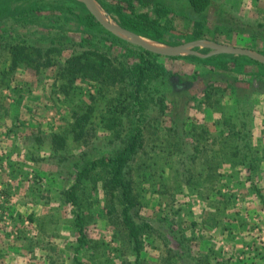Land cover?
I'll return each instance as SVG.
<instances>
[{"label": "rangeland", "instance_id": "rangeland-1", "mask_svg": "<svg viewBox=\"0 0 264 264\" xmlns=\"http://www.w3.org/2000/svg\"><path fill=\"white\" fill-rule=\"evenodd\" d=\"M93 1L109 22L121 25L117 8L129 12L130 0ZM211 1L206 11L196 14L187 0H167L170 13L168 20H160V31L137 33L159 47L203 39L248 47L264 55V0ZM150 2L132 0L139 11L149 13ZM56 4L65 9L55 10ZM19 41L41 43L44 48L57 45L59 52L52 54L48 66L9 69L10 45L5 44ZM133 46L139 47L105 29L80 0H0V264L135 263L137 255L119 222L120 205L107 197L102 174L86 177L80 184L87 243L76 251L79 243L72 206L64 203L60 191L75 179L76 163L107 155L118 144L109 129L99 126L91 131H97L98 139L88 147L72 139L67 133L73 120L71 110L79 107L80 99L90 102L94 88L77 79L78 89L65 93L58 74V64L82 48L97 49L110 58L122 54L133 63L138 61ZM192 49L200 54L209 51L203 46ZM191 56L153 57L157 69L147 87L153 93L161 85L176 106L165 111L153 128L148 127L146 152L141 150L133 163L136 220L150 226L143 235L139 264H264V201L259 196H264L263 68L242 55L215 54L209 57L217 58L207 65L197 64ZM218 59L226 64L223 75L235 77L237 86L249 79L257 84V77L262 78L258 94L232 105L231 92H214L221 101L217 107L190 101L212 75L206 71ZM216 86L211 87L222 88ZM251 88L246 93L254 91ZM111 95L109 90L107 96ZM53 130L68 137L56 151L48 139ZM175 142L181 147L182 163L193 151V143L208 146V154L199 147L195 161L187 162L197 171L207 164L203 155L216 159L210 161L220 174L199 177L204 198L192 192L184 176L176 175L177 163L167 153L168 145ZM240 156L260 161L259 166L249 169L238 162ZM157 157L153 175L146 163ZM182 163L177 170L185 166ZM109 208L114 210L108 213ZM29 215L42 225L28 220Z\"/></svg>", "mask_w": 264, "mask_h": 264}, {"label": "trees", "instance_id": "trees-1", "mask_svg": "<svg viewBox=\"0 0 264 264\" xmlns=\"http://www.w3.org/2000/svg\"><path fill=\"white\" fill-rule=\"evenodd\" d=\"M137 1L139 3L142 2V0ZM128 2V13H124L121 9L117 8L115 14L121 25L133 31L139 33L144 32L145 34H149L152 31L159 32L161 29L160 20L163 18L168 20L167 17L170 10L167 5V0H151V13L148 11H139L136 5L132 3V0ZM187 2L188 6L196 14L206 11L212 3L211 0H187ZM53 8H55V10L65 9L63 5L57 4ZM5 45H10L11 60L9 69H14L19 65H26L35 69L48 66L51 64L52 54L56 53L57 55V52H59L57 45L55 46L52 44H48L45 48L43 47L45 45L42 46L41 43L37 46V44L26 41H19L12 44L6 43ZM129 49L131 51V48ZM133 51L137 53L138 61L129 63L126 59H123L124 55L122 54L110 58L97 49L85 47L78 52H74L66 58L64 62L58 64L59 78L63 80L60 86L62 91L69 93L72 89H78L79 85H77V79L90 82L94 88V91L89 93L90 102H86L85 99H80L78 102L79 107L71 110L73 120H71L67 133L71 135L72 139H74L77 144L88 147L90 144L96 142L94 139L97 138V131L94 129V131L91 132L93 127L99 126L104 129H109L112 137H114V142L116 141L115 143L118 144L115 149L107 155L100 154L89 159H84L81 162L79 161L80 164L76 163L74 168L78 170L75 172V179L65 189L60 191V193L64 197V203H68L72 206L74 227L78 234L77 241L79 247L76 248V251H78L81 246L87 243L84 230V217L82 215L83 204L82 197L80 196V191H82L80 189V184H82L84 178L90 177L91 175H104L102 177L104 191L111 202L117 200L120 205L118 211L119 222L122 229L126 232L132 250L137 255L134 264H139V254L144 242L143 235L145 230L150 228V226L144 221L138 222L136 220L138 202L132 179V170H134L133 163L141 152H146L143 149L147 141H149V134L147 133L148 127L153 128L157 122L160 121L159 117L168 109H172L173 111L176 105L172 98L169 97L168 93L162 90L161 85L158 89H155L153 93L151 89L149 90V87H147L148 82L154 79L153 74L157 68L155 58L153 57L158 56V54L143 50L140 47H134ZM242 57H244L247 62L256 63L263 68L260 74L264 75L263 64L246 56ZM215 58L217 57H190L192 61L203 65L210 64L209 62ZM212 65H215L212 66V68L217 67L218 70L212 72V68L207 69L209 72H206L212 73V75L204 79L203 85L199 89V95L194 94L195 96H193L190 101L198 100V105L199 102H201L217 107L220 105L221 101L219 100L220 98L216 99L214 95H212L214 92L222 94L226 91L227 95L232 93V95H234L232 105H236L241 99L244 100L243 98L248 100L258 94V88H260L259 86L263 82L262 78L257 77V84L252 83V80L249 79L243 82L246 87H243L245 85L237 86L238 80H236L235 77L223 75L224 73H222V71L226 69L224 61L218 59L216 63ZM201 71H197V74H203ZM240 82H238V84ZM174 84V86L180 87L178 82ZM214 84L222 88L213 90L211 86ZM251 86V89L254 91L250 94L246 93ZM109 90L113 92V95L110 97L107 96ZM227 90L231 93L228 94ZM219 96L221 95H218V97ZM229 100L230 98L226 96L225 101L229 102ZM225 120L227 121V119ZM48 139H50L53 149L56 151L60 149L59 146H64L68 137H66L65 134L53 130L49 132ZM37 140L41 141L39 137ZM193 145H195L193 151L186 155L183 163L181 158L182 150L178 143L175 142L168 145L169 148L167 149V153L173 164L174 161L177 163V166L180 165V163L185 164L182 170L181 167L177 170L176 166V175L184 176L185 179L183 180L193 186L194 189L192 192L204 198L203 191H200L203 185L200 178L214 177L215 174L219 175L220 171L217 166H214L212 161H210L216 160L214 157H210L211 155H203L204 161L207 162V164L203 165L201 171H197L194 165H188L187 162L192 163L195 161L197 154H199L197 152L199 151V147H201L203 151H206V154L209 153L208 146L205 143L195 142ZM83 155H87V153H83ZM158 157L155 161L150 163L143 161L146 163L147 172H152L153 175V165L158 164ZM176 158H178L177 161L175 160ZM140 160L142 161V157ZM238 162L248 166L249 169L259 166L260 163V161L252 160L246 156H240ZM162 172L164 171H161V173ZM259 196L264 201V196L262 194ZM111 210L114 209L109 208L108 213H110ZM28 220L31 222L35 221L33 215H29ZM35 224L42 225L39 221ZM16 233H19V230H17ZM76 263L80 264V262Z\"/></svg>", "mask_w": 264, "mask_h": 264}, {"label": "water", "instance_id": "water-1", "mask_svg": "<svg viewBox=\"0 0 264 264\" xmlns=\"http://www.w3.org/2000/svg\"><path fill=\"white\" fill-rule=\"evenodd\" d=\"M80 1L86 6L88 11L94 16V18L99 22V24L102 25L105 29L120 34L122 36H125L126 38L129 39V41H131L135 45L151 53H155L163 56L189 54L199 58H206L221 53L236 54V55L246 56L264 65V55L257 53L255 50L251 48L213 42V41H206L203 39H196L193 41H187L184 43L165 46V47H159L153 44L150 45L144 40L145 38H143L142 35L138 34L137 32L130 30L126 27H123L120 24L109 22L108 20L104 19L99 13L98 7L93 0H80ZM195 46L207 47L209 48V51L205 54H200L196 52L194 49H192Z\"/></svg>", "mask_w": 264, "mask_h": 264}, {"label": "bare ground", "instance_id": "bare-ground-1", "mask_svg": "<svg viewBox=\"0 0 264 264\" xmlns=\"http://www.w3.org/2000/svg\"><path fill=\"white\" fill-rule=\"evenodd\" d=\"M99 10V13L101 14V16L104 18V19H108L107 16L105 15L104 11H102L100 8H98ZM148 44L152 45L153 43L148 41L147 39H144ZM154 45V44H153Z\"/></svg>", "mask_w": 264, "mask_h": 264}]
</instances>
